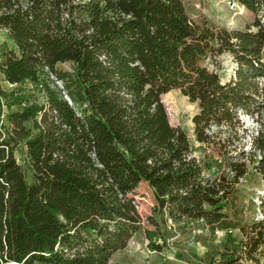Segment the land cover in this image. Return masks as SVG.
I'll use <instances>...</instances> for the list:
<instances>
[{
	"label": "trees",
	"instance_id": "obj_1",
	"mask_svg": "<svg viewBox=\"0 0 264 264\" xmlns=\"http://www.w3.org/2000/svg\"><path fill=\"white\" fill-rule=\"evenodd\" d=\"M235 1L254 15L242 29L196 24L179 0H0L14 47L2 52L0 74L44 93L7 115L31 182L0 132V264H106L141 227L129 195L139 182L171 220L218 224L234 183L264 178V0ZM223 53L236 64L226 81L205 64ZM58 62L73 66L58 75L61 89L45 79ZM172 88L196 104L192 134L219 146L223 170L203 172L185 132L168 122L160 97ZM240 113L259 128L251 156L234 160L225 142L242 127ZM246 234L240 244L257 261L264 217ZM238 252L218 264H235Z\"/></svg>",
	"mask_w": 264,
	"mask_h": 264
},
{
	"label": "rangeland",
	"instance_id": "obj_2",
	"mask_svg": "<svg viewBox=\"0 0 264 264\" xmlns=\"http://www.w3.org/2000/svg\"><path fill=\"white\" fill-rule=\"evenodd\" d=\"M186 16L196 24H206L211 28L225 27L227 29H242L251 22L254 15L238 4L235 0H179ZM12 49V43L7 32L0 27V56L3 51ZM210 69L218 71L222 81L234 76L235 62L228 53L218 57L216 63L205 61ZM72 64L58 62L53 71L45 72L46 82L51 87L62 88V81L58 75L61 71L72 72ZM0 113L7 111L1 131L8 133L10 144L13 145V156L21 166L25 178L32 181L31 171L25 158L23 140L19 138V131L13 130L7 115L18 111L20 103H43L44 93L30 81L17 85L12 90L5 89L0 84ZM168 122L172 126L180 127L186 134L190 146V156L199 161L205 172L211 174L215 169L223 170L222 159L226 158L218 153L219 146L197 142L192 134V115L196 112V104L188 101L176 88H172L161 95ZM20 102V103H19ZM242 127L237 134L228 136L227 150L234 149L227 154L232 159H245L251 156V142L259 128L256 116L240 113ZM24 128L31 129V122L23 123ZM217 132V138L224 139L226 132H220L218 127L211 128ZM223 141V140H222ZM218 145V144H217ZM225 152V151H224ZM244 152V155H239ZM226 153V152H225ZM223 157V158H222ZM221 161V162H220ZM229 172V177H232ZM133 197L136 209L141 215V227L127 241L125 247L111 254L106 264H218L237 252L240 242L247 239L246 231L252 223L264 217V178L258 173H248L234 183L233 189L224 202L222 212L227 216L220 223H208L206 219L179 218L171 220L165 208L156 206L151 189L145 182H139L129 194ZM151 215L157 222L150 224L145 218ZM151 243L161 245L159 251L151 248ZM257 264H264V244H261L254 254ZM251 264V263H250Z\"/></svg>",
	"mask_w": 264,
	"mask_h": 264
},
{
	"label": "built area",
	"instance_id": "obj_3",
	"mask_svg": "<svg viewBox=\"0 0 264 264\" xmlns=\"http://www.w3.org/2000/svg\"><path fill=\"white\" fill-rule=\"evenodd\" d=\"M4 31H6V30L4 29ZM0 84L2 86H4L5 89H9V90H12L13 88H15L17 86V84L10 83L7 80H5L1 74H0ZM6 114H7L6 110H3L0 113V132L1 133H2V131H1L2 122H3V119H4ZM239 247H240V252H238V254H237V260L235 261V264H250V263L251 264H257V263H255L254 260L248 259L246 257V249H247V247H246L245 244H240Z\"/></svg>",
	"mask_w": 264,
	"mask_h": 264
},
{
	"label": "crops",
	"instance_id": "obj_4",
	"mask_svg": "<svg viewBox=\"0 0 264 264\" xmlns=\"http://www.w3.org/2000/svg\"><path fill=\"white\" fill-rule=\"evenodd\" d=\"M12 48H14L13 46H12ZM28 81L27 80H23V81H21L20 83H18L19 85H21V84H25V83H27Z\"/></svg>",
	"mask_w": 264,
	"mask_h": 264
}]
</instances>
